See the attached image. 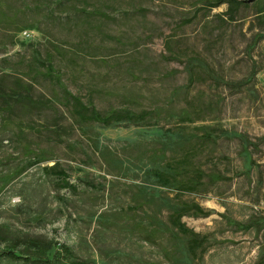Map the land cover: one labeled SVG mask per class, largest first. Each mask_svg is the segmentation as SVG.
Returning <instances> with one entry per match:
<instances>
[{
    "label": "rangeland",
    "instance_id": "1",
    "mask_svg": "<svg viewBox=\"0 0 264 264\" xmlns=\"http://www.w3.org/2000/svg\"><path fill=\"white\" fill-rule=\"evenodd\" d=\"M58 1L2 2L18 23L33 27L13 38L14 25L0 24V76L11 75L7 86L23 77L35 85L33 98L53 99L41 110L15 106L0 134V225L16 248L33 235L70 245L91 264H256L264 227L237 226L264 223V144L253 149L246 142L264 137V39L252 45L264 22L255 9L242 7L223 22L218 15L228 5L210 9V0H62L77 7L67 12L56 10ZM35 48L43 57L52 52L61 83L100 111L145 109L154 116L109 127L77 122L62 103V86L36 63ZM205 130L215 142L200 148L196 163L231 180L183 195L214 211L183 218L208 236L205 252L194 254L168 227L177 192L160 185L154 171L165 166L164 156L201 142ZM38 154L47 160L2 187L1 177ZM55 162L76 192L45 174ZM153 225L162 230L155 242L144 238Z\"/></svg>",
    "mask_w": 264,
    "mask_h": 264
},
{
    "label": "trees",
    "instance_id": "2",
    "mask_svg": "<svg viewBox=\"0 0 264 264\" xmlns=\"http://www.w3.org/2000/svg\"><path fill=\"white\" fill-rule=\"evenodd\" d=\"M2 2L3 0H0V24L6 23L8 25H14L12 32L13 38L27 28L33 27L31 23H18L16 21L18 13L13 11L9 14L4 11ZM208 4L210 5V9L219 7L222 4L228 5L227 11L218 15L223 22H226L224 16H228L231 20H235L242 7H253L255 9L256 18L264 22V0H210ZM70 8L76 9L77 7L72 5ZM70 8L62 3V0L56 3V10L59 9L62 12H67ZM78 11L91 15L85 8H81ZM262 39H264V34H258L252 45H256ZM34 52L36 63L46 69L45 74L50 78H56L57 82L62 86V103L67 107L71 116L77 122L79 121L84 124L98 123L109 127L124 122H144L154 116L152 111L145 109L137 111L132 108H112L108 111H100L93 104V100L85 101L82 96L70 92L68 88L61 83V72L54 67V55L52 52H48L46 57H43L37 48L34 49ZM8 76L10 77L11 75L0 76V134L6 133L9 129L11 112L15 106L20 107L25 112L29 110H41L49 103H52L51 101L53 100L51 98H45L43 100L33 98L32 93L35 85L23 77H15L12 85L7 86L5 84V79ZM254 76L255 73L251 74L248 81L252 80ZM18 127L20 128L19 130L22 131L21 124H19ZM213 136L214 135L210 131L205 130L201 137H198V140L200 139L201 142L192 143L179 154L172 155L171 157L164 156L166 160L165 166L155 169L154 171V176L157 178L160 185L163 187L175 188L177 192L175 195L177 199H173L172 204L168 206V227L169 229L173 228L179 235L187 239L188 247L194 254L196 252H205L208 236L198 233L194 229L188 227L183 221V218L187 216L209 217L214 211L206 209L197 201H186L183 200L182 197L185 193L194 194L203 191L206 193L217 183L231 180L230 177L226 176L220 170L213 169L207 172L203 166L196 163V159L202 150L200 148L215 142V136ZM246 142L249 147L255 149L261 144H264V137H258L257 142H253L247 137ZM159 153L162 155L161 152ZM46 160L47 158L45 156L41 154L36 155V157L13 173L1 177L3 181L2 187L28 168ZM43 170L46 175L56 177L62 188L71 189L74 192L77 191L76 186L70 182L69 174L66 169L59 162H55L53 165H46L43 167ZM142 204H144V202L139 203L137 207L142 206ZM153 218L154 217H152V219ZM154 221L155 220H152L153 223ZM237 226L244 230L255 228L257 232H260L264 227V223L258 220H251L247 223H237ZM160 231H162L160 227L153 225V227L147 231L144 238L148 241L155 242L154 238H158ZM24 242L25 248L17 249L16 239L10 232V229L4 225H0V261L2 259H7L14 262H23L25 264H91L89 261L80 258L75 250L65 243L43 239L40 236L33 235L26 236ZM256 264H264V254L260 256Z\"/></svg>",
    "mask_w": 264,
    "mask_h": 264
}]
</instances>
